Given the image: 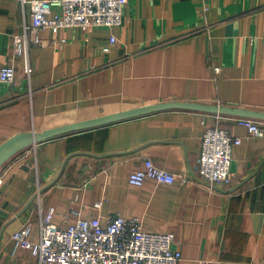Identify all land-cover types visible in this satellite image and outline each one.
Wrapping results in <instances>:
<instances>
[{
    "label": "crops",
    "instance_id": "0c3cea01",
    "mask_svg": "<svg viewBox=\"0 0 264 264\" xmlns=\"http://www.w3.org/2000/svg\"><path fill=\"white\" fill-rule=\"evenodd\" d=\"M121 26L45 29L61 40L13 54V35L30 19L21 0H0V66L14 65L0 85V143L19 131H41L165 101L264 111V0H127ZM116 34L111 52L101 46ZM30 64V76L28 74ZM221 71L215 72L214 67ZM186 108L71 132L25 148L0 167V263L35 264L12 233L39 207L54 221L138 216L145 231L176 234L179 264H263L264 136L247 137L235 114ZM264 120V118H256ZM219 124L242 141L233 149L231 186L128 180L144 159L192 176L205 129ZM39 188L40 200L36 198ZM102 201L99 208L97 203Z\"/></svg>",
    "mask_w": 264,
    "mask_h": 264
},
{
    "label": "built area",
    "instance_id": "2783aa9c",
    "mask_svg": "<svg viewBox=\"0 0 264 264\" xmlns=\"http://www.w3.org/2000/svg\"><path fill=\"white\" fill-rule=\"evenodd\" d=\"M127 0H21L29 5L31 15L23 30L13 35V54L26 56L30 45L46 48L53 43H65L66 39L44 38L45 29L57 33L64 27L87 29L94 26L118 27L123 24ZM117 41L112 34L110 41L101 46L104 53L111 52V46ZM221 71L220 66L214 67ZM30 76V64H28ZM16 70L14 65L0 66V85L14 82ZM218 115H221L218 113ZM236 122L248 129L247 137L263 138L264 120L239 116ZM242 141L240 136L219 124L205 129L202 137L201 152L197 167L192 176L175 175L155 165L150 158L144 159L145 168L133 170L129 182L141 186L146 180L173 184L176 178L183 183L202 181L211 188L229 187L232 179L233 149ZM6 172L0 173V187ZM41 189L36 193L40 200ZM100 208L102 201L97 203ZM56 207L47 210L39 207L38 240L31 235L33 222L23 223L11 235L15 248H25L36 258L35 264H179L183 255L174 246L176 234L173 231H145L142 219L138 216L111 215L91 218L79 217L67 226L54 221ZM1 264V263H0ZM201 264H208L201 260ZM264 264V262H263Z\"/></svg>",
    "mask_w": 264,
    "mask_h": 264
},
{
    "label": "water",
    "instance_id": "95a60500",
    "mask_svg": "<svg viewBox=\"0 0 264 264\" xmlns=\"http://www.w3.org/2000/svg\"><path fill=\"white\" fill-rule=\"evenodd\" d=\"M186 108V109H199L207 112H217L223 114H235L239 116H253L256 118H264V111H256L250 109H239L231 106H219L217 104L208 105L200 102H187V101H165L163 103H146L131 107L130 109L117 111L111 114L97 115V117L81 119V121H74L64 123V125L52 126L41 131L26 130L16 132L12 137L0 143V167L7 162L10 158L15 156L17 152L36 145L40 142L47 141L58 136H65L71 132H78L81 130L98 128V126L114 124V122L130 120L145 116L149 113L162 111L163 109L171 108Z\"/></svg>",
    "mask_w": 264,
    "mask_h": 264
}]
</instances>
